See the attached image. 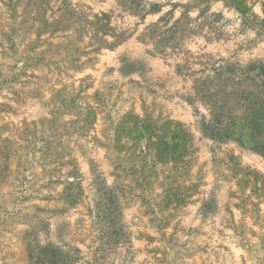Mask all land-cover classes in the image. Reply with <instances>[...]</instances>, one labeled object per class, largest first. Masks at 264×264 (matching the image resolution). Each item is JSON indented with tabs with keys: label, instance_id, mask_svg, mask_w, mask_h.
Segmentation results:
<instances>
[{
	"label": "rangeland",
	"instance_id": "rangeland-1",
	"mask_svg": "<svg viewBox=\"0 0 264 264\" xmlns=\"http://www.w3.org/2000/svg\"><path fill=\"white\" fill-rule=\"evenodd\" d=\"M47 246L264 264V0H0V264Z\"/></svg>",
	"mask_w": 264,
	"mask_h": 264
},
{
	"label": "trees",
	"instance_id": "trees-1",
	"mask_svg": "<svg viewBox=\"0 0 264 264\" xmlns=\"http://www.w3.org/2000/svg\"><path fill=\"white\" fill-rule=\"evenodd\" d=\"M96 192L99 202L95 203L94 220L102 243L109 244L117 235L116 219L120 215L117 212V198L112 189L99 188ZM77 253L78 250L66 246H47L30 251L29 260L33 264H76Z\"/></svg>",
	"mask_w": 264,
	"mask_h": 264
}]
</instances>
